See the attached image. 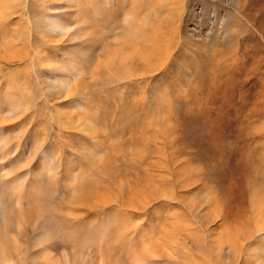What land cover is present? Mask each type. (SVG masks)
<instances>
[{
    "label": "rangeland",
    "instance_id": "374dc122",
    "mask_svg": "<svg viewBox=\"0 0 264 264\" xmlns=\"http://www.w3.org/2000/svg\"><path fill=\"white\" fill-rule=\"evenodd\" d=\"M0 225V264H79L59 225L264 264V0H0Z\"/></svg>",
    "mask_w": 264,
    "mask_h": 264
},
{
    "label": "bare ground",
    "instance_id": "6f19581e",
    "mask_svg": "<svg viewBox=\"0 0 264 264\" xmlns=\"http://www.w3.org/2000/svg\"><path fill=\"white\" fill-rule=\"evenodd\" d=\"M58 29H59V31H65L66 28L63 26H58ZM142 50L143 51L140 52V58L141 59H148L151 57L150 56V54H151V48L150 47H148L147 49L145 47ZM148 205H149V203H147V202L143 203L142 206H138L136 203H129V206H130L129 208H132L133 210L141 209V210H144V212H145V208H147ZM185 207H186V210H188V212L190 213V216L194 218V221H199V217H198V211L199 210L197 209L199 207H197L195 204L185 205ZM258 228H259V226L256 227V230H259ZM54 229H56V230H54ZM108 229H110V228L108 227ZM243 229H244V227H243ZM53 230L54 231H53V233L51 232L52 235L49 238V239L52 238V240H48V241H55L59 238L63 242L69 244L70 247L72 248V252L75 253L74 256L79 257L81 259L79 264H180V258L185 259V257H182L183 250L182 249L178 250L176 248V246H174L175 244H177L176 241H179L178 240L179 236L178 237L176 236V238H174V236H169V235L164 234L158 238H155V240H157L158 243H155L154 242L155 240H142L141 242L143 244L138 245L139 244L138 239L142 238V235H138V237H135L134 241L132 239L133 242L132 243L130 242L131 244L128 245L130 248H127L126 245H124L122 243H121L122 244L121 245L120 244L121 240H120V242H119V240H115V241L110 240V241H113L114 243H116L115 247H113V245L110 243V245L112 246V247H110L111 249L105 248V245H104V247L102 246L100 249H98V248L94 249L93 248V250H92V249H90V248H92L91 246H90V248L88 246H86L88 243L91 244V242H92L91 240L88 241L84 237H80V236L77 237L76 236L77 234H75V233L73 234L69 230H65V229L63 230V228H61L60 225H59V227L53 228ZM256 230H255V232H257ZM233 231H235V230H233ZM240 231H243V230H240ZM58 233H59V235H58ZM177 235H179V233ZM101 236H104V237L106 236V238H108V236H109V237L113 238L112 233L108 234V236L104 235V234ZM114 237H115V235H114ZM122 237L117 236V239H120V238L122 239ZM150 237H152V236H150ZM229 237L234 238L233 242L231 241L230 246L233 245L235 247V249L237 250L236 240L239 239V237L235 238L234 236H230V233H229ZM246 237H248V236H245V242L247 241ZM252 238H253V236H252ZM101 242H103V240L100 241V244H101ZM109 242H108V244H109ZM123 246L126 250L123 248ZM78 249H80V251ZM87 251H89L88 252L89 255L86 256V258H85V254ZM239 252H241V250ZM110 253H113L115 257L110 256ZM68 256H69V254H67L66 257L64 256L65 257L64 258L65 264H76L75 259H74V262H71V261H69L70 259L68 258ZM11 257H12V255H11ZM45 259H46L45 264H51V261L53 260V259L51 260L49 258H45ZM186 259L187 260L190 259V261H188V263L186 262V264H203L202 261H199V259H197L194 256L186 257ZM5 261H7V260H5ZM93 261H95V263H92ZM52 264H57V262L55 261Z\"/></svg>",
    "mask_w": 264,
    "mask_h": 264
}]
</instances>
